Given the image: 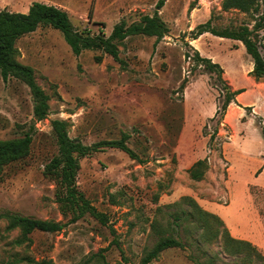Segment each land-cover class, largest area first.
Returning <instances> with one entry per match:
<instances>
[{
    "label": "rangeland",
    "instance_id": "rangeland-1",
    "mask_svg": "<svg viewBox=\"0 0 264 264\" xmlns=\"http://www.w3.org/2000/svg\"><path fill=\"white\" fill-rule=\"evenodd\" d=\"M157 1L0 0V10L26 13L34 2L59 6L77 29L109 35L121 19L131 23L152 14ZM192 2L164 0L158 13L168 33L158 41L128 36L119 44V60L101 50L73 54L61 31L50 25H39L16 41L19 61L34 69L50 100L47 117L35 120L28 87L0 76V138L32 132L29 154L0 173V264H31L15 262L22 256L80 264L98 252L104 260L87 264H139L164 232L184 246L167 248L148 264H264V87L246 96L260 100L257 113L240 115L229 104L221 108L225 90L216 73L195 60L192 30L211 15L218 26L238 23L244 15L223 12L221 0H197L191 8ZM195 44L218 57L215 62L222 63L229 79L247 84L244 72L251 59L243 44L238 48L210 33ZM260 51L264 56V47ZM198 116H206L200 126ZM54 118L65 120L68 135L85 144L128 135L127 145L137 158L106 147L79 159L77 186L106 214V224L88 213L70 222L71 213L59 207L57 184L45 173L57 152ZM202 136L203 175L193 179L189 168ZM209 142L214 152L208 160L204 150ZM186 197L226 219L257 251L242 244L231 254L223 234L214 237L193 220L175 225L173 216L183 217L182 210L189 209ZM10 215L66 224L56 232L33 230L30 240L18 244L21 233L8 228Z\"/></svg>",
    "mask_w": 264,
    "mask_h": 264
},
{
    "label": "trees",
    "instance_id": "trees-1",
    "mask_svg": "<svg viewBox=\"0 0 264 264\" xmlns=\"http://www.w3.org/2000/svg\"><path fill=\"white\" fill-rule=\"evenodd\" d=\"M196 1L193 0L190 5L191 8L194 7ZM163 3L164 0H158L154 12L141 15L138 21L127 23L125 19H121L115 23L109 35L102 32L93 34L87 28L77 29L70 21L67 11L59 6L34 2L26 13L2 9L0 10V76L3 81L14 78L23 82L28 87L32 97L33 118L35 120L44 119L49 113L50 96L37 82L34 69L18 59L19 49L16 41L21 36L34 31L39 25H50L61 31L73 54L79 55L84 49L101 50L113 59L119 60V44L128 36L142 34L154 36L158 41L168 33L169 28L158 13V9L162 7ZM220 7L223 12L236 11L237 15H244V18L238 23L233 21L234 23L230 22L225 26H218L211 15L205 22L195 26L192 30V39H196L204 32H209L218 37L241 41L253 62L249 74L256 82H264V56L260 51V47H264L262 45L264 32L261 33L264 31V0H221ZM194 52L195 60L202 64L205 70L216 73L217 80L222 83L221 89L225 90V94L221 108L225 109L234 100V96L242 92L243 89L232 90L230 85L224 82L221 77L222 67L216 62H212L210 58L202 57L197 49H194ZM100 59L101 56H95L96 61H100ZM50 123L57 144V152L45 165V173L50 175L57 184V202L60 209L63 212L71 213L70 222H74L88 213L100 223L106 224L108 221L106 214L97 210L77 186L76 176L79 170V159L106 147L117 148L127 153L131 158H137L133 150L127 145L128 135L123 133L117 139H104L93 144H85L68 135L65 120L54 118ZM31 143V129L21 136L0 138V173L5 165L27 156ZM204 164L205 160L203 159H198L192 164L189 168L191 178L199 179L202 177ZM185 200L189 209L182 210L183 217L178 214L173 216L175 225L182 226L184 221L193 220L203 227V231L211 229L214 237L223 234L224 247L231 254L239 252L242 244L257 251L251 242L231 236L218 215L202 208L192 198L186 197ZM7 217L9 218L8 228L17 227L20 230L21 236L16 240L18 244L30 240L28 234L33 230L56 232L66 224L60 221L20 215ZM183 246L184 243L180 238L164 232L159 235L152 247L145 251L139 264L150 263L167 248ZM94 258H97L98 261L104 260V256L98 252L80 264H87ZM20 261L31 264H55L50 258L34 260L22 256L15 260V262Z\"/></svg>",
    "mask_w": 264,
    "mask_h": 264
},
{
    "label": "crops",
    "instance_id": "crops-1",
    "mask_svg": "<svg viewBox=\"0 0 264 264\" xmlns=\"http://www.w3.org/2000/svg\"><path fill=\"white\" fill-rule=\"evenodd\" d=\"M209 35V32H204L202 33L199 37H197L196 39H193L194 42H192L191 45H193V47H195L194 49H197L199 51V54L202 56V57H207V58H210L212 62H215L217 61V58L215 55H213L211 52H208L204 49L203 46L201 45H196L195 42L197 40H201L202 38H206L208 37ZM229 39V38H228ZM232 40V43L233 45L237 46L238 48H240L242 46V43L241 41L239 40H235V39H230ZM200 44V43H199ZM251 59V58H250ZM219 64V63H218ZM222 65V63L220 64V66ZM223 66V65H222ZM221 66V67H222ZM253 67V62L251 60L248 61V65H247V68L245 69V72H244V80L247 82L246 85H241V84H236L233 80L229 79L227 77V74H226V71H225V68L222 67L223 69V77L225 80L228 81L230 87L232 90H237V89H243L242 92L236 94L234 96V100L232 102L229 103V107H231V109L235 110L236 113L240 114V115H243V113H245L246 111L249 112V114H254V113H257V108H258V104L260 102V100L256 98L252 99L251 97H246L248 94H251L253 92V89H261L262 87H264V82H256L253 77L249 74V72L251 71ZM200 79V77H199ZM198 80V78L196 79ZM252 88V89H250ZM250 89V90H248ZM211 115V114H210ZM209 115V116H210ZM207 116V117H209ZM206 119V116L205 118ZM204 119L203 118H200L199 116L197 117V122H199V126L201 124H203L204 122ZM203 138V139H202ZM201 139H199V146L197 147L196 146V149L193 151L195 153H197V158L194 159L197 160L199 158H202L204 156L203 154V148L205 146V138L202 136ZM205 151V150H204ZM192 164V163H191ZM261 180H262V183H264V170H263V173H262V176H261ZM231 184V183H230ZM230 187V186H229ZM208 204L207 205H211L213 203V201H207ZM221 219H224L222 216H220ZM224 221L226 222L227 225L231 226L227 221L226 219H224ZM232 227V226H231ZM233 228V227H232ZM233 232V236L236 237V238H239L240 236H238L235 231H238L237 229L233 228V230H231Z\"/></svg>",
    "mask_w": 264,
    "mask_h": 264
},
{
    "label": "built area",
    "instance_id": "built-area-1",
    "mask_svg": "<svg viewBox=\"0 0 264 264\" xmlns=\"http://www.w3.org/2000/svg\"><path fill=\"white\" fill-rule=\"evenodd\" d=\"M208 129L210 130L208 135L209 137L212 136L213 134V131L210 129V124H208ZM214 152V147L213 145L209 142L207 145H206V150H205V155H206V158L209 160L210 157H211V154Z\"/></svg>",
    "mask_w": 264,
    "mask_h": 264
}]
</instances>
